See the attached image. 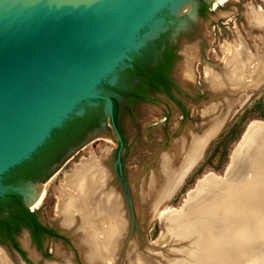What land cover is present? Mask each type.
I'll return each instance as SVG.
<instances>
[{"label":"rangeland","instance_id":"374dc122","mask_svg":"<svg viewBox=\"0 0 264 264\" xmlns=\"http://www.w3.org/2000/svg\"><path fill=\"white\" fill-rule=\"evenodd\" d=\"M193 1L194 11L177 14L176 18L165 17L167 24L172 25L164 36L169 40L172 50L179 55L171 73L181 86L175 91L173 100L169 101L167 97L161 98V95L165 96L164 93L150 91L144 84L139 90L154 95L149 103L132 101L122 107L120 125L124 144L120 162V141L111 120L104 114L101 125L89 132L78 145L68 149L60 161L51 165L40 179L15 187L23 190L30 184L46 185V196L41 208L35 212L29 211L35 213L44 225L57 231L60 236V239L44 242L43 251H40L32 242L27 229H23L16 241L25 251L27 261L11 245L0 243V249L4 248L15 264H90L86 259L88 247L83 240L84 234L79 230L80 218L76 217L74 226L65 227L59 213L58 197L60 185L66 175L92 153L103 159V167L112 175L110 186L122 197L129 223V234L122 249L114 255L112 264H130L133 260L136 262L138 255L146 257L148 261L152 258L149 261L151 264L152 261L153 264H171L170 257V260L175 258L178 263H183L181 259L184 258L183 261H187L184 256L192 248L191 240L172 235L176 226L167 224L166 219L171 213L161 219L153 218L143 198V193L149 191L153 177L157 180V188L161 187L163 155H173L175 165L180 166L184 147L190 146L193 137L207 132L212 127L214 118L227 114L222 130L209 143L203 158L173 197L160 206V210L179 209L190 199L191 193V204L200 198L206 189L205 186L202 190L198 189L199 181L206 175L226 176L232 155L248 126L254 121L264 122V83L258 88L252 87L254 83L251 82L249 87L234 92L217 91L212 88L206 75L209 69L217 74H224L227 69L224 49L238 43L239 36L245 38L252 51L257 53L255 46L261 44L264 33L260 29H250L247 14L252 7L264 10V0H230L217 10L210 0ZM248 32L253 33L256 42L249 39ZM185 67L188 74L184 72ZM20 196L25 201V196ZM186 213L187 211L182 214ZM131 242H134L133 247L130 246ZM45 252L52 257L45 258ZM158 252L159 254H155ZM129 253H133L134 259L130 260ZM42 256L46 261L41 259ZM257 263L263 264L264 261Z\"/></svg>","mask_w":264,"mask_h":264},{"label":"bare ground","instance_id":"6f19581e","mask_svg":"<svg viewBox=\"0 0 264 264\" xmlns=\"http://www.w3.org/2000/svg\"><path fill=\"white\" fill-rule=\"evenodd\" d=\"M210 1L214 4L215 10L230 2V0ZM173 8L176 15L194 11L195 2L179 0L174 3ZM247 18L251 30L260 29L264 33L263 9L252 7ZM248 37L256 42L252 32H248ZM255 47L256 54L247 40L239 36L238 43L222 48L225 52L224 62L227 69L223 75L207 70V79L212 88L217 91L234 92L249 87L251 82L254 83L252 87L258 88L262 85L264 37L261 39V44ZM184 72H188L187 67ZM226 118L227 114L217 116L212 120V127L207 132L193 137L190 146L184 147L180 166L175 165L173 155L164 154L161 162L163 175L161 187L157 188V180L153 177L149 191L143 193L144 201L149 206L153 218L161 219L171 213L166 219L167 224L176 226L172 235L192 242V248L187 250L184 256L187 261L184 262V258L181 259L183 263H178L175 258L170 260L171 257L169 259L165 256L171 264H258L257 262L264 261V130H262L264 122L262 121H254L248 126L247 132L232 155L225 177L206 175L199 181L198 187L202 190L205 186L206 190L194 204H191L193 198L191 193L190 199L186 200L182 208L160 210V206L173 197L192 169L203 158L209 143L222 130ZM102 161L103 159L93 153L83 160L66 175L60 185L58 197L59 213L65 227L74 226L76 217L80 218L79 230L84 234L83 240L88 247L86 259L90 264L114 263V255L122 249L129 234L124 201L115 188L110 186L112 175L103 167ZM22 192L26 205L35 212L43 204L46 185L30 184L23 188ZM186 211V214H182ZM133 243L129 245L132 246ZM132 254H128L130 260L133 258ZM136 258V262L133 260L129 263L151 264L149 261L152 258L149 261L139 255ZM13 263L15 264L8 252L4 248L0 249V264Z\"/></svg>","mask_w":264,"mask_h":264},{"label":"water","instance_id":"95a60500","mask_svg":"<svg viewBox=\"0 0 264 264\" xmlns=\"http://www.w3.org/2000/svg\"><path fill=\"white\" fill-rule=\"evenodd\" d=\"M177 1L0 0V197L24 195L15 187L28 180L7 185L4 176L88 108L111 120L120 162L104 85H117L134 55L166 34Z\"/></svg>","mask_w":264,"mask_h":264},{"label":"trees","instance_id":"16d2710c","mask_svg":"<svg viewBox=\"0 0 264 264\" xmlns=\"http://www.w3.org/2000/svg\"><path fill=\"white\" fill-rule=\"evenodd\" d=\"M165 37L149 43L139 54H135L131 67L120 73V81L115 86L104 85L106 94L111 95L114 103V119L119 131L121 109L126 100L141 99L138 94L142 85L147 84L155 92L166 91L170 94L167 85L168 79L164 73V64L169 57L162 59L159 55L160 48L165 42ZM143 100H151L147 96ZM104 118L103 107L88 108L82 117H74L64 125L62 129L54 131L52 137L42 146L31 159L9 171L5 176V183L13 185L21 179H28L37 176L44 169L58 162L68 149L78 145L86 135L98 128ZM9 214V216H5ZM23 229L31 230L34 240L37 242L40 251H43V244L48 239H60V236L51 228L44 225L35 215L25 207L22 197L12 193L0 197V243L6 245L8 241L13 242L14 248L27 261L25 251L15 240ZM45 258H51L48 252L44 253Z\"/></svg>","mask_w":264,"mask_h":264},{"label":"flooded vegetation","instance_id":"af4514ba","mask_svg":"<svg viewBox=\"0 0 264 264\" xmlns=\"http://www.w3.org/2000/svg\"><path fill=\"white\" fill-rule=\"evenodd\" d=\"M165 34H163L162 36H164ZM161 36V37H162ZM160 37V38H161ZM165 37V36H164ZM159 38V39H160ZM158 40V39H157ZM156 41V40H155ZM165 42L162 44V47L160 48V51H159V55L162 59H165L166 55H168L169 59L167 62H165L164 64V73H165V76L166 78L168 79V82H167V85L168 87L170 88V94L167 93L166 91H163L162 93L165 94V96L167 97V99L170 101V100H173V97L175 95V91L177 92L178 91V87L181 86V84L174 78L173 74L171 73V70H172V67H173V64L175 65V63H177V58H178V53L173 51L171 46H170V42L169 40H164ZM147 85V84H146ZM148 89L150 91H153L149 88V86L147 85ZM155 92V91H153ZM138 94L141 96V99H136V98H132V99H129V100H126L124 102V105L126 104H129L130 102L132 101H136V102H141V103H149V101L147 100H143L142 98L144 97H147V96H150V97H153L154 95L153 94H150L149 92H145V91H142V90H139ZM156 96V95H155ZM121 126V125H120ZM121 136H122V140H123V144H124V136L122 135L121 131H119ZM120 141V140H119ZM120 146H121V143L119 142V149H120ZM72 148V147H71ZM60 161V160H59ZM58 161V162H59ZM56 162V163H58ZM54 163V164H56ZM53 165V164H52ZM47 169H44L42 170L40 173L37 174V176L35 177H30L28 179H21V180H28V181H36L38 179H40L42 177V175L45 173ZM20 181V180H19ZM45 185V184H44ZM28 230V229H27ZM31 234V238H32V242L37 246V242L34 240V237H33V233L31 230H28ZM57 233V231H55ZM58 234V233H57ZM4 235H1L0 237H3ZM16 237L15 236V240H16ZM49 240V239H48ZM6 245H11L13 248V242L12 241H8ZM15 249V248H14Z\"/></svg>","mask_w":264,"mask_h":264},{"label":"crops","instance_id":"0c3cea01","mask_svg":"<svg viewBox=\"0 0 264 264\" xmlns=\"http://www.w3.org/2000/svg\"><path fill=\"white\" fill-rule=\"evenodd\" d=\"M165 97L166 96L161 95V98H164L165 99ZM41 259L44 260V261H46V259L43 256L41 257Z\"/></svg>","mask_w":264,"mask_h":264}]
</instances>
